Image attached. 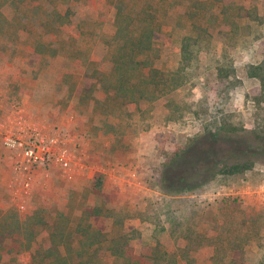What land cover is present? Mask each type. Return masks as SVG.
<instances>
[{"label":"rangeland","instance_id":"1","mask_svg":"<svg viewBox=\"0 0 264 264\" xmlns=\"http://www.w3.org/2000/svg\"><path fill=\"white\" fill-rule=\"evenodd\" d=\"M114 1L0 0V134L59 130L71 157L66 171L37 172L19 210L0 144V218L39 208L73 228L81 216L107 232L99 246L115 241L130 256L117 263L264 264V0L194 1L196 24L211 36L196 32L189 82L138 106L83 94L82 54L103 57L102 38L89 33L114 32ZM158 1L170 36L156 66L173 69L189 34L188 0ZM233 165L249 168L222 172ZM0 264L32 263L11 253Z\"/></svg>","mask_w":264,"mask_h":264},{"label":"trees","instance_id":"2","mask_svg":"<svg viewBox=\"0 0 264 264\" xmlns=\"http://www.w3.org/2000/svg\"><path fill=\"white\" fill-rule=\"evenodd\" d=\"M159 1L163 3L167 0ZM194 1L196 0H188V6L185 7L189 34L180 38L177 66L164 70L156 64L164 44L162 40L170 35L163 30L164 22L158 12L167 9H163L157 2L153 4V0H142L137 7L128 9L123 0H115L111 4V26L114 27V32L110 36L99 34V27L89 33L92 39L98 35L102 38L101 43L105 48L103 57L97 61L92 59V48L86 55L82 54V62L76 60L81 64L78 68L86 73L82 79L86 101L95 104L115 102L120 106H138L146 101L151 104L189 82L185 69L195 52L194 42L196 34L198 35L196 32L203 33L206 38L211 36L207 27L209 24L205 27L196 24L198 14L193 10ZM217 1L221 3V7L227 6L225 1L228 0ZM207 13L208 11H203L202 15ZM103 61L106 62V67H102ZM248 168L245 165H233L224 168L222 172L234 175ZM96 184L99 186L100 180ZM42 212L43 209L39 208L22 215L8 211L6 216L0 218V247L4 249L0 251V256L24 253L32 264H143L117 263L118 258L130 256L115 241L103 247L99 246V237L107 232L102 233L91 224L85 225L81 216L76 219L77 223L72 228L69 227L67 215L60 213L55 220L48 221L49 218ZM6 239H9L10 244L5 243Z\"/></svg>","mask_w":264,"mask_h":264},{"label":"built area","instance_id":"3","mask_svg":"<svg viewBox=\"0 0 264 264\" xmlns=\"http://www.w3.org/2000/svg\"><path fill=\"white\" fill-rule=\"evenodd\" d=\"M0 144L11 153L14 190L12 199L19 210L25 208V197L32 190L33 180L42 169L70 168L71 157L66 139L59 131L43 133L36 125H26L0 134Z\"/></svg>","mask_w":264,"mask_h":264}]
</instances>
